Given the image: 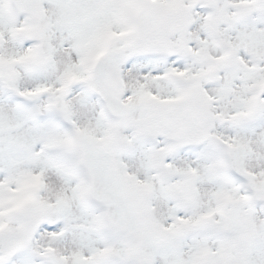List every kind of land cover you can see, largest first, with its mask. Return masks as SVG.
Returning a JSON list of instances; mask_svg holds the SVG:
<instances>
[{"label": "snow or ice", "instance_id": "6c2138e0", "mask_svg": "<svg viewBox=\"0 0 264 264\" xmlns=\"http://www.w3.org/2000/svg\"><path fill=\"white\" fill-rule=\"evenodd\" d=\"M0 264H264V0H0Z\"/></svg>", "mask_w": 264, "mask_h": 264}]
</instances>
